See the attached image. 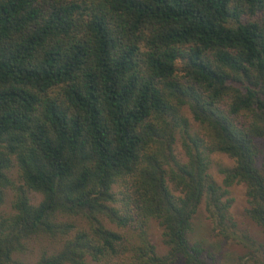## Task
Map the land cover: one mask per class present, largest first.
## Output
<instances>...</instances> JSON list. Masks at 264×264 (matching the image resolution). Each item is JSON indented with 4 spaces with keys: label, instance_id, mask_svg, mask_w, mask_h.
Masks as SVG:
<instances>
[{
    "label": "trees",
    "instance_id": "16d2710c",
    "mask_svg": "<svg viewBox=\"0 0 264 264\" xmlns=\"http://www.w3.org/2000/svg\"><path fill=\"white\" fill-rule=\"evenodd\" d=\"M201 203L264 264V0H0V264H221Z\"/></svg>",
    "mask_w": 264,
    "mask_h": 264
},
{
    "label": "rangeland",
    "instance_id": "374dc122",
    "mask_svg": "<svg viewBox=\"0 0 264 264\" xmlns=\"http://www.w3.org/2000/svg\"><path fill=\"white\" fill-rule=\"evenodd\" d=\"M177 152H180L177 147ZM227 163V161H226ZM232 196L234 197L233 212L239 221H245L241 216L242 209L247 207L245 198V188L243 184L234 185L231 188ZM197 212L193 217V231L189 235L190 242L197 241L198 243L212 249L217 255L221 264H254L249 260L239 259L243 254V250L234 243H226L219 237H216L211 232V223L207 218L204 204L201 203ZM155 242L158 243V230L155 228Z\"/></svg>",
    "mask_w": 264,
    "mask_h": 264
}]
</instances>
